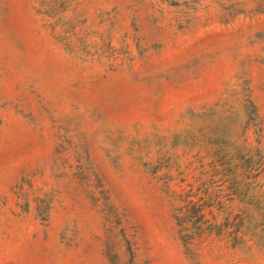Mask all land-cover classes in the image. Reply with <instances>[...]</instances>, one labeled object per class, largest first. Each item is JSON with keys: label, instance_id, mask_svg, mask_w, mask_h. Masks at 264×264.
Returning a JSON list of instances; mask_svg holds the SVG:
<instances>
[{"label": "rangeland", "instance_id": "obj_1", "mask_svg": "<svg viewBox=\"0 0 264 264\" xmlns=\"http://www.w3.org/2000/svg\"><path fill=\"white\" fill-rule=\"evenodd\" d=\"M193 6L0 0V264H264V0Z\"/></svg>", "mask_w": 264, "mask_h": 264}, {"label": "trees", "instance_id": "obj_2", "mask_svg": "<svg viewBox=\"0 0 264 264\" xmlns=\"http://www.w3.org/2000/svg\"><path fill=\"white\" fill-rule=\"evenodd\" d=\"M170 1L172 3H182L183 5H186L189 8H194V3L197 0H166ZM185 205L183 207L178 208L180 212L183 211V214L181 217H177L180 221V224L191 222L192 226L196 232V234H201L205 231H211L214 229L215 224L212 223L209 219L205 218V205L201 202H194L188 199L183 200ZM211 213V211H209ZM193 220V221H192ZM264 222V218H263ZM253 235L259 237L260 239L264 238V232L255 233L254 231ZM235 239L238 238L237 235H235ZM188 238H192V234L187 235Z\"/></svg>", "mask_w": 264, "mask_h": 264}]
</instances>
